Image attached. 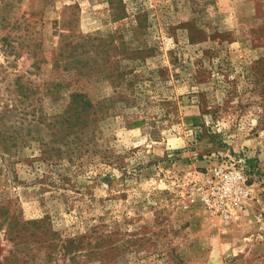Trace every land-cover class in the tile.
Instances as JSON below:
<instances>
[{
    "label": "rangeland",
    "instance_id": "374dc122",
    "mask_svg": "<svg viewBox=\"0 0 264 264\" xmlns=\"http://www.w3.org/2000/svg\"><path fill=\"white\" fill-rule=\"evenodd\" d=\"M0 264H264V0H0Z\"/></svg>",
    "mask_w": 264,
    "mask_h": 264
},
{
    "label": "built area",
    "instance_id": "2783aa9c",
    "mask_svg": "<svg viewBox=\"0 0 264 264\" xmlns=\"http://www.w3.org/2000/svg\"><path fill=\"white\" fill-rule=\"evenodd\" d=\"M248 166L244 156L222 160L205 172L198 174L191 194L205 212L224 223L241 210L250 197Z\"/></svg>",
    "mask_w": 264,
    "mask_h": 264
}]
</instances>
